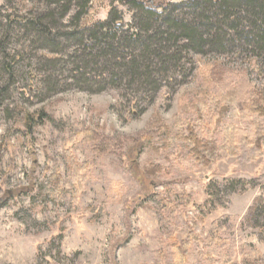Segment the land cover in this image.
Segmentation results:
<instances>
[{
	"label": "rangeland",
	"instance_id": "rangeland-1",
	"mask_svg": "<svg viewBox=\"0 0 264 264\" xmlns=\"http://www.w3.org/2000/svg\"><path fill=\"white\" fill-rule=\"evenodd\" d=\"M4 5L0 18L11 12L26 16L31 8L18 0L9 6L0 0ZM114 6L125 29L134 32V11L119 1ZM111 8V0H91L90 16L105 21ZM189 12L184 8L178 14L189 17ZM229 26H222L221 47L183 51L178 63L152 58L147 83L121 77L103 60L95 73L91 62L92 90L83 89L68 71L78 64L71 44L64 42L59 56L40 45H9L22 61L0 107V264H167L175 256L169 241L172 224L187 222L198 226L196 234L203 240L217 223L224 238L255 248L257 260L244 263L237 247L239 264H264V226L249 214L256 200L264 199V186L253 182L264 171V157L245 163L222 152L216 163L201 167L184 138L189 124L208 116L210 132L204 137L220 144L228 128L264 123L247 109L250 96L264 99V48ZM230 88L244 94L228 95ZM38 112L44 117L26 127L24 114ZM88 130L121 139L122 145L97 149L99 141L86 138ZM150 133H155L152 141L131 165L132 138ZM71 159L89 163L80 185ZM155 166L158 174L148 176L146 170ZM55 172L62 180L59 199L41 187H52ZM188 256L185 264L199 263L197 245Z\"/></svg>",
	"mask_w": 264,
	"mask_h": 264
},
{
	"label": "trees",
	"instance_id": "trees-1",
	"mask_svg": "<svg viewBox=\"0 0 264 264\" xmlns=\"http://www.w3.org/2000/svg\"><path fill=\"white\" fill-rule=\"evenodd\" d=\"M4 1L9 6L13 0ZM18 1L24 4L25 9L31 7L28 15L11 12L0 18V80L4 81H0V107L9 96V85L18 76L19 70L16 68L22 61L20 53L12 54L8 50L11 43L17 45L27 43L28 47L40 45V48L56 56L64 52V42L76 47L72 57L77 58L78 64L68 71L73 77L77 76L78 81H81L79 84L86 90H92L93 87L89 84L96 82L89 78L87 72L91 62L95 61L97 66V69L93 70L95 73L100 72L103 60L102 64L106 65V69L113 67L121 77H131L134 83L143 84L148 75L153 74L152 58H159L160 62L178 63L183 51L203 53L208 46L221 47L224 40L222 41L220 34L226 22H230L228 28L231 32L246 35L245 38L251 36L256 48L258 46L259 49L264 48V0H188L181 4H169L167 0H111L112 8L105 21H95L90 16L91 0ZM75 1L78 5L77 10L74 6ZM116 1L134 11L136 27L134 32H131V28L125 29L123 17L114 6ZM4 7L5 5L0 7V13ZM184 8L191 10L189 17L179 16L178 11ZM160 9L163 10L162 13L158 12ZM67 17H70V20L65 24L63 21ZM226 37L230 38L231 34H227ZM228 93L234 97L244 94L243 89L235 88H230ZM247 109L251 114H258L264 119L263 97L256 94L250 96ZM43 117L42 112L26 113L24 124L31 128ZM206 119L201 118L197 124H189L187 134L184 136L193 160L201 167H209L216 163L222 152L227 157H235L245 163H254L264 157L263 122L252 121L245 130L228 128L224 131L220 144L216 140L204 137L205 132H210V122ZM154 134H141L132 138L128 153L135 156L131 165L137 163V156L150 144ZM86 138L99 141L97 149L102 151L107 150L112 143L121 146L123 142L121 139L108 138L91 130L86 132ZM7 144H10V139H7ZM71 162L77 172L75 179L80 185L85 179L81 173L88 169L89 163L78 164L74 159H71ZM158 169L159 166L152 167L146 170V174L148 176L158 174ZM52 179L53 185L49 190L47 185L41 183L43 193L59 199L62 194L61 176L55 172ZM253 182L264 186V171L253 178ZM74 188L76 191V186ZM30 190L27 187L25 192ZM207 194L209 201H213L215 195L208 188ZM2 201L0 200V205ZM249 214L264 226V199L261 197L257 199ZM217 225L214 223V228L203 240L196 234L197 225L192 227L188 222L183 226L172 224L173 232L169 234V241L175 256L173 261L167 264H185L192 244L198 247V264H239L236 261L237 247H240L242 254L244 253L242 257L244 263L257 260L258 254L253 246L242 240L236 243L224 238ZM178 235L182 238L179 239ZM245 248L248 249L246 253L243 252Z\"/></svg>",
	"mask_w": 264,
	"mask_h": 264
}]
</instances>
